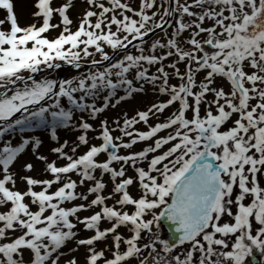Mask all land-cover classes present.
I'll list each match as a JSON object with an SVG mask.
<instances>
[{"label":"snow or ice","instance_id":"6c2138e0","mask_svg":"<svg viewBox=\"0 0 264 264\" xmlns=\"http://www.w3.org/2000/svg\"><path fill=\"white\" fill-rule=\"evenodd\" d=\"M79 2L0 0V264H264V0Z\"/></svg>","mask_w":264,"mask_h":264},{"label":"rangeland","instance_id":"374dc122","mask_svg":"<svg viewBox=\"0 0 264 264\" xmlns=\"http://www.w3.org/2000/svg\"><path fill=\"white\" fill-rule=\"evenodd\" d=\"M13 3H14L15 14L17 15L19 24L21 26H26V25L32 23L33 22L32 12L34 11L33 0H13ZM83 7H84V5H82L79 2V0H76V7L73 8L71 10V12H70L71 17L73 19H75L76 18V14L78 12H81ZM4 15H5V13L3 11H0V18H3ZM50 35L54 36V35H56V33L52 32V33H50ZM151 99H152L151 96H149L147 98H137L136 100L129 102L126 105V108L128 110H131L132 108H135V107H143L144 104L150 103ZM28 159H31V158L29 156L23 157L22 160H21V163H23L24 160H28ZM17 167L19 168V165H17ZM38 171H39V163L37 162V172ZM32 174L35 175L36 172H34ZM21 187H23V185H21ZM160 232H161L162 236H167L168 235V233L165 230L163 225H162V227L160 229ZM82 235H86V234L82 233Z\"/></svg>","mask_w":264,"mask_h":264},{"label":"water","instance_id":"95a60500","mask_svg":"<svg viewBox=\"0 0 264 264\" xmlns=\"http://www.w3.org/2000/svg\"><path fill=\"white\" fill-rule=\"evenodd\" d=\"M161 223H162V225L164 226V228H165V230L167 231V233H168V235L170 234L169 233V229H168V221H166V220H162L161 221Z\"/></svg>","mask_w":264,"mask_h":264},{"label":"bare ground","instance_id":"6f19581e","mask_svg":"<svg viewBox=\"0 0 264 264\" xmlns=\"http://www.w3.org/2000/svg\"><path fill=\"white\" fill-rule=\"evenodd\" d=\"M133 106V105H132Z\"/></svg>","mask_w":264,"mask_h":264},{"label":"flooded vegetation","instance_id":"af4514ba","mask_svg":"<svg viewBox=\"0 0 264 264\" xmlns=\"http://www.w3.org/2000/svg\"><path fill=\"white\" fill-rule=\"evenodd\" d=\"M162 224V223H161Z\"/></svg>","mask_w":264,"mask_h":264}]
</instances>
